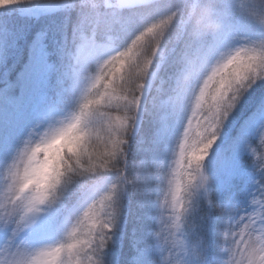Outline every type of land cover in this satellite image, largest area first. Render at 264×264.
<instances>
[{"label": "snow or ice", "instance_id": "6c2138e0", "mask_svg": "<svg viewBox=\"0 0 264 264\" xmlns=\"http://www.w3.org/2000/svg\"><path fill=\"white\" fill-rule=\"evenodd\" d=\"M32 2L0 0V11ZM48 3L61 11L39 27L0 23V109L15 115L67 78L83 87L42 133L5 144L0 264H264V35L243 34L249 20L264 28V0ZM178 114L169 149L157 129ZM49 134L65 142L57 171L36 184L27 150ZM70 189L82 200L59 237L16 245Z\"/></svg>", "mask_w": 264, "mask_h": 264}, {"label": "rangeland", "instance_id": "374dc122", "mask_svg": "<svg viewBox=\"0 0 264 264\" xmlns=\"http://www.w3.org/2000/svg\"><path fill=\"white\" fill-rule=\"evenodd\" d=\"M35 9V8H34ZM41 8H36L33 11L26 12L25 9H22L19 12L14 11L15 17L20 18L18 22L21 24H27L26 22L34 21L39 17H51L56 13L57 9H49V10H41ZM4 12V11H3ZM52 12H55L54 14ZM25 19V20H24ZM4 18L0 17V23H2ZM8 21V20H7ZM16 21V22H17ZM252 28V31L249 30V27ZM250 33H255L257 35H264V28H261L255 21H246L244 25L243 34L248 35ZM101 44L104 43L103 40L100 41ZM113 52V48H102L97 54L95 60H93L89 65V70L92 71L95 68L96 62L101 61L104 57L110 55ZM68 82L69 85L64 84V82ZM61 92L70 94L71 92L81 91L83 87V82H78V79L75 77L64 79L63 81L58 82ZM54 87L52 91L54 92ZM65 91H68L65 92ZM55 101V97H50L47 95L46 89L40 91L38 94L30 97L24 105L20 108V110L13 115L12 113H5L4 110L0 109V129L3 133L2 144L0 145V156L4 155L5 144H8V151H13L16 147L20 146L25 139L28 138L29 132H34L36 134L42 133L50 124L54 123L57 118H59L58 113L55 111L52 102ZM52 111H51V110ZM54 109V110H53ZM183 116L179 114L177 117V121L170 129L168 134L166 130L157 129V135L161 138L163 136L167 137V148L170 149L171 141L174 139L176 134L179 132L182 125ZM194 123V121H193ZM33 138H37L33 136ZM212 157L210 158V160ZM172 163V168H175L176 165L174 162ZM172 168L169 169V176L172 175ZM3 177L0 175V184H2ZM239 209L244 210V206L242 204L236 205ZM164 219H167V213H165ZM171 227V222L168 224ZM10 233L6 232L5 229L0 228V252L3 251V247L5 242L7 241ZM40 238L39 232L33 228L30 229V226L24 229L15 239V244L19 245L21 243L35 245Z\"/></svg>", "mask_w": 264, "mask_h": 264}, {"label": "trees", "instance_id": "16d2710c", "mask_svg": "<svg viewBox=\"0 0 264 264\" xmlns=\"http://www.w3.org/2000/svg\"><path fill=\"white\" fill-rule=\"evenodd\" d=\"M147 2V1H145ZM35 5H38L41 9H39V11L41 10H49V9H57L56 13L52 12L55 16L57 14H59V12L61 11V9L59 8H53L52 5H50L48 3V0H33V2L29 5H26L20 9L15 10L16 12L21 11L22 9H25L26 12H29L30 10L33 11V7ZM4 11V12H3ZM0 11V17L4 18L6 20H8L9 22H16L17 20L19 21L20 18H16L14 11L11 10H3ZM49 17H39L38 19L32 21V22H26L28 25H31L32 27H39L41 24L47 23ZM25 20V19H24ZM249 27V26H248ZM249 30L252 31V28L249 27ZM120 44L117 41H114L111 48H113V52L116 51L119 48ZM95 69V68H94ZM94 69L92 71H94ZM64 84L69 85V83L66 81L64 82ZM62 86L57 83H54L51 87L46 89L47 95H49L50 97H55V101L52 102L54 109L57 113H59V116L63 117L66 113V111L68 110L70 104H74L75 98L77 96H79L80 91H75V92H71L70 94H66L61 92L60 87ZM53 87L54 92H50L52 91ZM68 93V91H65ZM53 109V110H54ZM113 115H116V113H114ZM179 116V114L174 117L168 124V128L169 130L167 131L166 134H168L170 132V129L173 127L175 121L177 120V117ZM147 122L146 119L144 117L143 114H141L140 120L138 121V133L140 132V130L143 129V127H146ZM2 137H3V133L0 129V145L2 144ZM137 139H139V134L137 135ZM162 143L164 144V146H167V137L163 136L162 137ZM217 144H219V141H217ZM129 149H130V156L129 159H132L131 153L136 151V144L135 143H130L129 145ZM213 149H215V145L213 146ZM99 150L100 151H104V146L103 144H99ZM211 150H210V155L209 157L206 158L205 161V166L207 168V164L208 161L211 158ZM254 187V185L251 183V180H249V187H248V191L249 193H251L252 188ZM82 199L81 194L78 191H74V190H69L68 192H66L65 196L62 198V203L60 205H56L54 206L52 209H49L48 211L44 212L41 214V219H38L37 223L35 225H31L30 229L33 228H37V231L40 233L41 237H47L48 241H54L56 238L59 237V235L62 232V221L65 220V213L66 211L70 210L72 213L76 212V204ZM238 204H242L244 206V210H247V208L249 207V197H243L238 201ZM40 224V227H38V225ZM40 237V238H41Z\"/></svg>", "mask_w": 264, "mask_h": 264}, {"label": "clouds", "instance_id": "9594fccd", "mask_svg": "<svg viewBox=\"0 0 264 264\" xmlns=\"http://www.w3.org/2000/svg\"><path fill=\"white\" fill-rule=\"evenodd\" d=\"M65 135L38 137L29 145L26 157L25 176L29 181L46 182L57 171Z\"/></svg>", "mask_w": 264, "mask_h": 264}]
</instances>
